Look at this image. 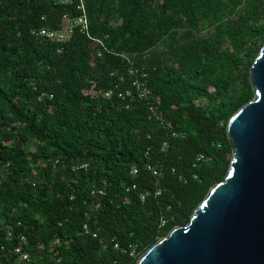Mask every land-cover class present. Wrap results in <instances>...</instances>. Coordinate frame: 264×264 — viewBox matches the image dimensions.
Masks as SVG:
<instances>
[{"label": "trees", "instance_id": "16d2710c", "mask_svg": "<svg viewBox=\"0 0 264 264\" xmlns=\"http://www.w3.org/2000/svg\"><path fill=\"white\" fill-rule=\"evenodd\" d=\"M81 2L89 35L32 33ZM263 43L264 0H0V264H135L186 224Z\"/></svg>", "mask_w": 264, "mask_h": 264}, {"label": "water", "instance_id": "95a60500", "mask_svg": "<svg viewBox=\"0 0 264 264\" xmlns=\"http://www.w3.org/2000/svg\"><path fill=\"white\" fill-rule=\"evenodd\" d=\"M248 79L253 97L228 120L231 159L188 222L160 237L135 264H264V43Z\"/></svg>", "mask_w": 264, "mask_h": 264}, {"label": "built area", "instance_id": "2783aa9c", "mask_svg": "<svg viewBox=\"0 0 264 264\" xmlns=\"http://www.w3.org/2000/svg\"><path fill=\"white\" fill-rule=\"evenodd\" d=\"M78 8L82 11L81 15L78 17L71 19L69 16L64 15L62 18L61 22V27L60 29H49V28H40L37 30H33L32 33L39 37H43L49 40L56 41L58 43H64L66 42L71 35L73 34L74 30L77 28L80 32L85 33L89 35V22L87 18V14L85 12V8L83 3L81 2ZM102 44V43H100ZM102 52L98 51V56H101ZM130 75L134 76L132 85L136 86L138 88L139 94L141 97H146L148 95V89L146 88V82L143 79L145 77V73L142 69H139L137 67L132 66L129 69ZM139 74V75H138ZM113 91L109 90L104 93L105 97H110L112 95ZM131 91L126 90V91H119L118 96L122 99H124L126 96H130ZM85 166V165H84ZM145 169L148 171H151L153 175L157 176L160 174V170L158 167L153 166L151 163H146L145 164ZM138 168L137 167H132L131 173L132 175L137 174ZM135 186H133L134 188ZM159 193V192H157ZM141 199H144V195H141ZM96 236V234H94ZM117 248L118 246L115 245ZM17 252H21L20 248L16 249ZM135 254V251L132 250L130 252V255L133 256ZM22 259L23 260H28V254L27 253H22Z\"/></svg>", "mask_w": 264, "mask_h": 264}, {"label": "rangeland", "instance_id": "374dc122", "mask_svg": "<svg viewBox=\"0 0 264 264\" xmlns=\"http://www.w3.org/2000/svg\"><path fill=\"white\" fill-rule=\"evenodd\" d=\"M194 64H195V63H194ZM217 82H218L217 79H213V84H212L211 86H209V87H211V88H210L211 90H212V88L215 87V85H216Z\"/></svg>", "mask_w": 264, "mask_h": 264}]
</instances>
